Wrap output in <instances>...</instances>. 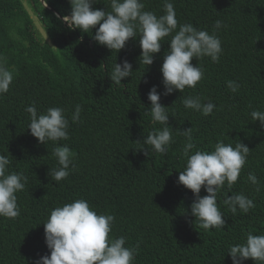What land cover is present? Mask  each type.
Wrapping results in <instances>:
<instances>
[{
  "label": "trees",
  "instance_id": "trees-1",
  "mask_svg": "<svg viewBox=\"0 0 264 264\" xmlns=\"http://www.w3.org/2000/svg\"><path fill=\"white\" fill-rule=\"evenodd\" d=\"M141 2L144 11L164 14V0ZM171 2L178 27L190 23L211 34L221 20L216 34L223 51L215 63L210 57L193 58V65L203 68L201 81L165 96L160 69L171 35L161 41L154 62L145 65L139 60L138 30L117 53L93 39L99 25L89 33L69 30L62 22L71 11L69 0H48L47 8L41 0H0V65L13 73L9 91L0 95V154L11 161L9 172L28 177L24 190L16 193L20 214L14 219L0 216V264H34L39 256L50 255L44 222L55 207L81 198L98 214L115 217L110 238L123 236L126 247L137 249L133 264H233L230 246L244 243L248 232L264 235V127L250 115L264 111V0ZM93 8L111 11L110 0H99ZM32 14L50 42L39 37ZM125 59L133 66L132 76L116 85L109 74ZM229 80L240 85L237 92L227 87ZM153 85L169 113L173 142L166 154L145 155L143 139L164 127L153 123L149 111ZM188 96L211 101L216 108L208 116L185 108L182 100ZM33 102L38 113L64 109L67 140L38 143L25 111ZM77 104L83 110L74 123ZM190 127L192 152L213 151L220 140L233 146L242 141L250 148L237 182L231 189L225 182L217 195L226 220L223 228L203 229L191 214L194 193L177 183L186 165L187 142L179 133ZM58 144L71 149L76 167L70 165V174L55 182L48 172L58 166L52 155ZM250 172L258 185L247 180ZM233 193H243L255 207L231 213L222 202ZM200 195H207L204 187ZM243 264L256 262L249 258Z\"/></svg>",
  "mask_w": 264,
  "mask_h": 264
},
{
  "label": "clouds",
  "instance_id": "clouds-1",
  "mask_svg": "<svg viewBox=\"0 0 264 264\" xmlns=\"http://www.w3.org/2000/svg\"><path fill=\"white\" fill-rule=\"evenodd\" d=\"M99 0H69L70 14L62 17L69 30L79 28L82 32L96 28L93 39L100 45L106 46L117 53L126 46V42L137 36L139 31V45L142 52L139 56L141 64L151 65L154 54L161 51V41L171 35L170 47L164 54L162 83L165 87L163 95H169L176 90L183 93L186 87L195 88L204 75L200 64L193 65V58L199 61L202 57H210L212 62H219L223 51L221 40L216 34L223 26L217 20L210 34L207 30L197 29L190 23L180 24L174 4L171 0H164V14L157 16L152 11H144L141 0H110L111 11L93 8ZM48 7V0H44V8ZM56 18L61 20L58 13ZM178 29V30H177ZM175 33L174 35H172ZM133 66L125 59L123 63H116L109 76L120 85L122 79L132 76ZM13 81V73L0 65V95L9 91ZM153 85L148 92L151 102L150 114L153 123L164 125L162 130L149 132L143 139L145 155L150 152L166 154L167 147L173 142L172 132L168 127L169 113L161 104V94ZM227 87L237 92L240 85L229 80ZM185 108L201 112L204 116L213 113L216 104L202 102L199 96H188L182 100ZM82 105L75 106L72 122L80 121ZM25 111L30 114L28 129L38 138V143L48 141L67 140L69 138V120L61 107H49L46 112L38 113L35 103L27 106ZM252 121H259L264 127V111L253 110ZM187 138L183 146V156L186 165L179 173L178 184L192 190L195 200L191 205V214L200 221L205 229L223 228L226 220L217 204V195L224 187L231 189L237 182L241 169L246 163L250 148L242 141L233 146L223 140L215 143L213 151L196 150L192 139V127L180 131ZM141 147L140 149L144 148ZM191 153V154H190ZM52 155L57 161V167H50L48 175L55 182L65 179L70 174V165L74 170L73 153L67 145H57L52 149ZM11 161L6 155L0 154V216L14 219L20 214L16 193L24 190L28 177L22 172H9ZM247 180L253 185L259 181L255 173H248ZM207 195L201 196V189ZM257 190L259 188L257 187ZM227 205L231 213L236 214L239 209L247 213L255 207L254 201L243 193L227 195L222 202ZM115 217L112 214H98L85 199H75L72 202L57 206L50 211L44 222L45 242L50 255L39 256L34 264H133L136 248L126 247V238H110L112 224ZM233 264H243L249 258L256 264H264V235L248 232L244 243H236L228 248Z\"/></svg>",
  "mask_w": 264,
  "mask_h": 264
},
{
  "label": "rangeland",
  "instance_id": "rangeland-1",
  "mask_svg": "<svg viewBox=\"0 0 264 264\" xmlns=\"http://www.w3.org/2000/svg\"><path fill=\"white\" fill-rule=\"evenodd\" d=\"M32 15H33L35 27L37 29V33H38L39 37L42 38L44 41L50 42V39H49L43 25L41 24V22L39 21V19L37 18L36 15H34V14H32Z\"/></svg>",
  "mask_w": 264,
  "mask_h": 264
},
{
  "label": "water",
  "instance_id": "water-1",
  "mask_svg": "<svg viewBox=\"0 0 264 264\" xmlns=\"http://www.w3.org/2000/svg\"><path fill=\"white\" fill-rule=\"evenodd\" d=\"M44 3V0H41Z\"/></svg>",
  "mask_w": 264,
  "mask_h": 264
}]
</instances>
